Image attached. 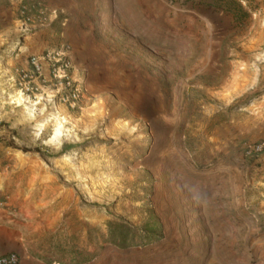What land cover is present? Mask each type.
I'll return each instance as SVG.
<instances>
[{"label": "rangeland", "instance_id": "rangeland-1", "mask_svg": "<svg viewBox=\"0 0 264 264\" xmlns=\"http://www.w3.org/2000/svg\"><path fill=\"white\" fill-rule=\"evenodd\" d=\"M8 3L14 40L68 45L82 91L74 109L5 93L0 227L20 258L264 264V0Z\"/></svg>", "mask_w": 264, "mask_h": 264}, {"label": "built area", "instance_id": "built-area-1", "mask_svg": "<svg viewBox=\"0 0 264 264\" xmlns=\"http://www.w3.org/2000/svg\"><path fill=\"white\" fill-rule=\"evenodd\" d=\"M69 47L46 49L40 54L26 57L25 65L15 70L13 85L27 98H50L67 108H78L82 91L72 75ZM261 144H249L244 148L246 155L258 154ZM20 255L11 251L0 255V264H18Z\"/></svg>", "mask_w": 264, "mask_h": 264}, {"label": "crops", "instance_id": "crops-1", "mask_svg": "<svg viewBox=\"0 0 264 264\" xmlns=\"http://www.w3.org/2000/svg\"><path fill=\"white\" fill-rule=\"evenodd\" d=\"M14 9L9 3L8 6L0 8V108H2L8 86L13 83L16 68L25 65L27 56L42 53L47 44L38 35L34 37L27 36L24 41L14 40L17 34L19 37L23 36L21 32H16L18 24L15 20ZM26 31L30 30L27 29ZM33 33H37V31ZM21 245V236L17 231L0 227V255L11 251L18 252ZM18 264L37 263L27 258H20Z\"/></svg>", "mask_w": 264, "mask_h": 264}, {"label": "trees", "instance_id": "trees-1", "mask_svg": "<svg viewBox=\"0 0 264 264\" xmlns=\"http://www.w3.org/2000/svg\"><path fill=\"white\" fill-rule=\"evenodd\" d=\"M150 237H151V236L147 235V236H146V239L149 240Z\"/></svg>", "mask_w": 264, "mask_h": 264}]
</instances>
